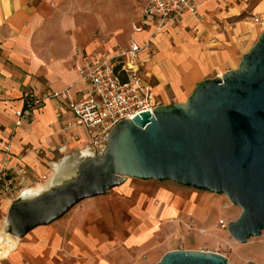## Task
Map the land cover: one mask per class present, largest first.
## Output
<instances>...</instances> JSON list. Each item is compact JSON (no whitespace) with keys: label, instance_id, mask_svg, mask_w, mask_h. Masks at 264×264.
<instances>
[{"label":"crops","instance_id":"obj_1","mask_svg":"<svg viewBox=\"0 0 264 264\" xmlns=\"http://www.w3.org/2000/svg\"><path fill=\"white\" fill-rule=\"evenodd\" d=\"M94 1L0 0V166L7 145L9 165L28 167L18 181L16 195H0V264L4 260L18 264L23 251L36 255L41 264H53L50 257L62 246L81 264H144L145 255L157 263L175 249L162 244L161 238L174 237L181 225L190 229L194 222L207 226L215 220V216L209 217V207L203 206L207 204H198L183 191L162 187L152 196H137L125 215L99 212L106 229L114 231L111 237L96 224L86 227L85 213L69 221L67 239L50 224L38 226L22 238L10 233L6 219L16 200L50 190L73 175L84 156L73 158L72 150L86 152L87 158L94 156L89 132L65 128L71 117L64 102L60 106L46 101L29 121L15 126L25 92L60 91L69 86L77 92L83 88L77 67L103 57L94 52L100 44L97 40L87 43L96 31L91 16L99 21V29L104 25L101 4L90 14L86 11V2ZM195 1L197 14H187L180 22L158 30L154 22L142 23L141 2L135 0L137 19L110 36L106 46L112 50L121 44L120 50L128 49L130 39L143 46L139 59L144 78L161 104L185 101L201 80L236 68L255 38V16L264 15V0ZM61 145L67 146L66 151L55 162L54 151ZM116 188L117 193L128 194L125 199L133 197L129 177ZM91 209L98 211L97 206ZM8 246L13 248L6 251Z\"/></svg>","mask_w":264,"mask_h":264},{"label":"water","instance_id":"obj_2","mask_svg":"<svg viewBox=\"0 0 264 264\" xmlns=\"http://www.w3.org/2000/svg\"><path fill=\"white\" fill-rule=\"evenodd\" d=\"M105 152L78 162L50 190L21 197L6 223L22 238L62 218L80 201L103 195L126 178L171 181L226 195L241 209L229 234L246 243L264 232V32L236 68L206 78L185 101L161 104L110 132ZM156 264H230L205 250L175 249Z\"/></svg>","mask_w":264,"mask_h":264},{"label":"built area","instance_id":"obj_3","mask_svg":"<svg viewBox=\"0 0 264 264\" xmlns=\"http://www.w3.org/2000/svg\"><path fill=\"white\" fill-rule=\"evenodd\" d=\"M142 23L154 22L156 29L168 23H178L187 14H197L195 0H140ZM256 22L264 23L263 17ZM143 46L130 39L128 49L120 50L109 57H94L77 67L83 88L72 92V86L60 91L46 89L36 93L27 91L23 95L24 106L16 111L15 126L29 121L33 111L46 101L65 103L71 121L65 128L76 127L89 132L90 146L94 156L102 155L110 132L121 121L133 119L136 115L153 111L161 101L152 91L151 84L144 78L139 53ZM59 114V112H58ZM81 136V135H80ZM67 146L58 150L65 152ZM6 159L0 166V195H8L18 190V181L28 173L26 165H9L11 151L5 146ZM230 220L221 217L219 228L228 231ZM192 227V225L190 226Z\"/></svg>","mask_w":264,"mask_h":264},{"label":"rangeland","instance_id":"obj_4","mask_svg":"<svg viewBox=\"0 0 264 264\" xmlns=\"http://www.w3.org/2000/svg\"><path fill=\"white\" fill-rule=\"evenodd\" d=\"M101 1L102 2L96 0L93 3L91 2L92 5L89 2H86V11L88 14H90V11L96 6V4L97 7L101 4L102 9L104 10V25L102 29H99V21L95 20L94 15L91 16V26L96 31H93L92 35L88 36L87 43L97 40L100 44L97 45L98 48L94 50V52L97 53L96 55L109 57L116 51L120 50L121 47V44H115L113 49L109 50L106 46L111 39L110 36L116 34L117 32H120V29L123 28V25H126L127 23L131 25L138 17V8L135 0ZM257 17H263L264 19V15H259L255 16V21ZM122 19L124 20L122 21ZM121 22L122 24H120ZM256 23L258 24V29L255 33V38H253L250 44V48L256 43L259 35L264 32V23ZM106 26H109L108 30H106ZM113 27H116V29L118 28V30H113L115 29ZM107 143L104 145L102 153L105 152ZM54 152L55 154L53 156V159L55 162H59L60 159L63 158V156L60 154L61 152L58 149ZM72 152L73 153L71 155L73 158L77 156H84V158H87L86 152L84 153L78 150H72ZM84 158L83 160H85ZM129 181L132 185L131 195H133V197L131 199L130 197L128 198L129 200L125 199L127 198L128 194L123 195V193H117V188L114 187L104 195L95 196L80 201L62 218L50 225L58 231L62 238L67 239L69 237V221L73 218L78 219V217L82 213H85L86 215L84 219V225L86 227L96 224L103 232H106L111 237L114 231H108L106 229L107 226H105L102 222V219H100L99 212L107 214L108 216L109 214L114 215L115 213L125 215L127 214V209L130 206V203H133L137 196H141L143 194L152 196L159 188L167 187L172 190L183 191L185 196L187 197H194L198 204H207L203 206L209 207V217L212 218L215 216V220L207 226H202L200 224H197V222H194V227L192 225L190 229L185 228L186 226L181 225L179 230L176 231V235L174 237L170 239L161 238L160 240L162 241V244L167 243V245L165 246L175 249H195L217 252L226 256L230 264H264V232L260 236L250 238L246 243H241L235 240L228 231H224L219 228L218 220L221 217H226L231 221L237 219L241 214V209L234 205L226 195H219L216 193L201 191L193 187L182 186L171 181L161 182L157 180H141L136 178H129ZM15 193L16 191L12 194L2 196L12 197L16 195ZM95 201H98V204L94 205ZM96 206L98 208V211H94V209H91ZM119 230L122 231V228H120ZM36 257L37 256L30 251H23L21 253L20 261L18 264H41V262H39L38 260L39 258ZM50 258L53 264H81L77 259L72 258L68 254L65 246L59 248L54 254L51 255ZM143 261L144 264L156 263V261H153L148 255H145ZM2 263L13 264L12 262H10V260H4Z\"/></svg>","mask_w":264,"mask_h":264},{"label":"bare ground","instance_id":"obj_5","mask_svg":"<svg viewBox=\"0 0 264 264\" xmlns=\"http://www.w3.org/2000/svg\"><path fill=\"white\" fill-rule=\"evenodd\" d=\"M2 242V240H0V243ZM6 248V251L8 250H11L13 248V246H8V247H5Z\"/></svg>","mask_w":264,"mask_h":264}]
</instances>
